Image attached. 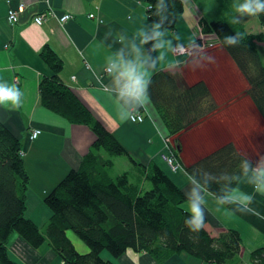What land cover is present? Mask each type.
<instances>
[{
    "label": "crops",
    "instance_id": "obj_1",
    "mask_svg": "<svg viewBox=\"0 0 264 264\" xmlns=\"http://www.w3.org/2000/svg\"><path fill=\"white\" fill-rule=\"evenodd\" d=\"M181 1L183 12L174 31H169L148 21V0H0V82L16 83L23 92L18 109L0 106V122L21 142L30 178L26 217L38 227L51 216L44 197L70 170L79 167L95 141L88 127L71 124L41 105L38 84L49 75L40 58L45 46L62 62L63 83L115 136L129 156L115 160L116 170L125 172L135 165H157L184 195L183 210L189 212L186 194L195 186L183 167L228 142L254 164L257 158L264 157V121L247 95L245 78L222 46L218 43L196 58L174 54L176 46H196L199 21L214 20L221 14L219 7H224L228 0L222 4L216 0ZM20 6L23 8L19 21L12 25L7 21V13L19 10ZM47 13L52 16L42 25L34 23L35 16ZM66 14L72 18L59 23L58 18ZM210 57H214V63ZM126 68L137 70V75L147 82L159 71L181 74L189 86L203 81L218 108L168 138L148 102L146 87L135 98L121 93L124 84L121 73ZM132 113L143 116V121L131 122ZM34 130L41 133L31 139ZM166 138L172 143L170 146L177 141L181 146L176 159L181 169L177 172L170 169L162 156L168 152ZM235 189L252 193L247 176L240 179ZM201 194L206 201L201 208L207 232L217 236L224 230L237 231L242 244L236 264H252L251 254L264 248V195L253 193L255 199L248 208L256 210V215L239 203L229 206L219 203L202 187ZM72 240L79 252L87 251L81 242ZM8 255L13 264H64L46 243L33 248L17 234L9 240ZM114 264L209 263L185 253L158 263L149 254L127 250Z\"/></svg>",
    "mask_w": 264,
    "mask_h": 264
},
{
    "label": "trees",
    "instance_id": "obj_2",
    "mask_svg": "<svg viewBox=\"0 0 264 264\" xmlns=\"http://www.w3.org/2000/svg\"><path fill=\"white\" fill-rule=\"evenodd\" d=\"M224 1L216 0L217 4ZM232 4L228 0L219 7L221 14L211 21L201 19L198 27L200 33L216 36L245 78L247 95L264 121V60L258 49L264 34L248 31L243 20L231 24ZM182 12L181 0H148V21L166 30L174 31ZM256 18L264 25V13ZM234 32L244 33L245 38L236 46L225 45L223 37ZM40 58L49 70L38 84L41 105L71 124L88 127L95 141L79 167L44 197L51 216L38 227L26 217L30 178L21 142L0 122V264H13L8 255L13 234L33 248L46 243L64 264H114L127 250L149 254L158 263L185 253L209 264H236L242 244L239 233L230 229L211 236L205 218L204 227L191 232L184 222L192 217L181 208L184 195L157 165H135L118 172L115 159L129 157L124 148L63 83L62 62L51 48L45 46ZM146 95L168 138L218 108L203 81L189 86L181 74L166 71L150 77ZM180 147L177 142L171 149L173 158L177 159ZM245 159L250 160L228 142L183 170L217 199L237 186L244 176L240 162ZM73 238L84 245L85 253L79 252ZM251 261L264 264V248L253 252Z\"/></svg>",
    "mask_w": 264,
    "mask_h": 264
},
{
    "label": "clouds",
    "instance_id": "obj_3",
    "mask_svg": "<svg viewBox=\"0 0 264 264\" xmlns=\"http://www.w3.org/2000/svg\"><path fill=\"white\" fill-rule=\"evenodd\" d=\"M232 8L234 15L230 23L239 24L246 16H257L264 13V0H233ZM245 38L244 33L234 32L232 35H225L223 43L227 46H236ZM210 62L214 63V57H210ZM124 84L121 88V93L128 97H138L144 92L147 80L142 75H137V70L126 68L122 73ZM23 92L16 83L0 82V106L12 109H18L22 105ZM241 173L247 176L248 183L252 187V193H244L239 189L229 191L227 194L218 197L221 204H235L243 205L253 214L258 215L254 209H249L248 206L254 201L255 194L264 195V157L256 159L255 164L250 160H242L240 162ZM195 186L191 188L188 196L187 204L191 219L185 220V226L191 232H199L204 227L203 210L201 205L205 204V198L201 194V185L193 179L191 181Z\"/></svg>",
    "mask_w": 264,
    "mask_h": 264
},
{
    "label": "built area",
    "instance_id": "obj_4",
    "mask_svg": "<svg viewBox=\"0 0 264 264\" xmlns=\"http://www.w3.org/2000/svg\"><path fill=\"white\" fill-rule=\"evenodd\" d=\"M22 8L23 6H20L19 7V10H10L8 13H7V21L14 25V24H17L18 21H19V13L22 11ZM48 16H52L51 13H47V14H41V15H38V16H35L33 18V21L35 24L37 25H42ZM72 18V16L66 14V15H62L60 18H58V22L59 23H65L67 22L68 20H70ZM89 18H93V15H89ZM200 32V30H199ZM212 36L214 35H204L202 33H199V37H198V41L196 43V46L192 45L191 47L190 46H176L174 48V54L175 55H187L188 57H191L192 54L197 51V53H201L203 52L204 50H208L209 48H206V47H212L216 44H218L217 42V39H214ZM211 42L209 45H207L206 43L207 42ZM107 71H110V69H108ZM138 115V114H137ZM129 120L131 122H136V121H139L141 122L142 121V116L138 115V116H133V113L129 115ZM40 131L39 130H34L32 133H31V139H35L38 137V135H40ZM164 157V156H163ZM164 159L169 162L170 166L172 167H177L178 166H175L172 162V158L169 157H164Z\"/></svg>",
    "mask_w": 264,
    "mask_h": 264
},
{
    "label": "rangeland",
    "instance_id": "obj_5",
    "mask_svg": "<svg viewBox=\"0 0 264 264\" xmlns=\"http://www.w3.org/2000/svg\"><path fill=\"white\" fill-rule=\"evenodd\" d=\"M214 1H215V0H214ZM216 10H217V9H216ZM218 10H219V8H218ZM242 20H243L245 26L247 27L248 31H250V32H252V33H255V34H259V33H263V34H264V25H261V24L259 23V21H258V19L256 18V16H246V17H244ZM210 43H211V42L208 41L206 44L209 45ZM216 46H217V44L214 45V46H212V47H206V48H209L210 50H212V49L215 48ZM258 49H259V51H260V53H261V55H262V58H263V60H264V42L258 45ZM206 52H208V51L204 50L203 53L199 54V53H197V51H195V52L192 54L191 58H196V57H198V56H200V55L205 54ZM134 114H135V113H133V116H134ZM135 116H138V115L135 114ZM177 142H178V141H177ZM165 143H166V146H167V150H168V152H167V154H163L162 156L167 157V158H169V157L172 158L171 160H172L173 164H174L175 166H178V168H177V167H172V166H170L169 162H167L166 160H165V161L167 162L168 166L170 167V169H171L173 172H177L179 169H181V167H180L179 163L176 162V159L173 158V154H172V152H171V149L174 148V147H176V144H177V143H173V145L170 146V144H172V143H171L167 138H166ZM178 143H179V142H178ZM169 150H170V153H169ZM175 150H176V149H175ZM168 153H169V154H168ZM119 158H124V159H125V157H117L115 160H117V159H119ZM127 161H128V160H127ZM128 162H129V161H128ZM119 165H120V163H117V168H120ZM74 240L77 241V239H75V238H74ZM79 242H80V241H79Z\"/></svg>",
    "mask_w": 264,
    "mask_h": 264
},
{
    "label": "water",
    "instance_id": "obj_6",
    "mask_svg": "<svg viewBox=\"0 0 264 264\" xmlns=\"http://www.w3.org/2000/svg\"><path fill=\"white\" fill-rule=\"evenodd\" d=\"M214 39H216V36H212Z\"/></svg>",
    "mask_w": 264,
    "mask_h": 264
}]
</instances>
